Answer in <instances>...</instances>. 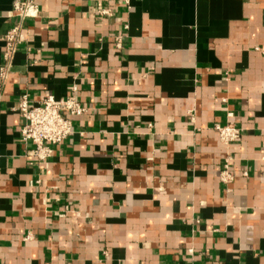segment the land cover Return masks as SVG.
<instances>
[{
  "label": "crops",
  "instance_id": "1",
  "mask_svg": "<svg viewBox=\"0 0 264 264\" xmlns=\"http://www.w3.org/2000/svg\"><path fill=\"white\" fill-rule=\"evenodd\" d=\"M35 1L0 91V264H264V0ZM74 88L38 163L19 103Z\"/></svg>",
  "mask_w": 264,
  "mask_h": 264
},
{
  "label": "built area",
  "instance_id": "2",
  "mask_svg": "<svg viewBox=\"0 0 264 264\" xmlns=\"http://www.w3.org/2000/svg\"><path fill=\"white\" fill-rule=\"evenodd\" d=\"M101 13L106 14L108 11L102 10ZM11 14L17 20L5 35L4 64L0 68V91L8 78L14 53L23 41V23L27 19L37 18L40 14V6L35 0H16ZM120 44L121 37H118L117 45ZM86 110L78 98L76 88L66 97L58 99L48 95L37 104H32L28 95H23L18 106V112L23 119L21 137L23 141L34 145L32 155L38 163L49 161L54 153V147L62 144L73 133L71 117L80 116ZM216 130L225 147H229L242 134L241 129L231 123L217 125ZM231 160L228 156L220 173L224 183L234 180Z\"/></svg>",
  "mask_w": 264,
  "mask_h": 264
}]
</instances>
